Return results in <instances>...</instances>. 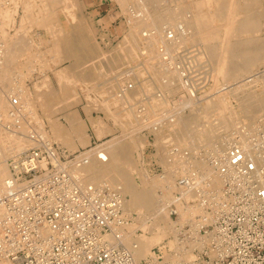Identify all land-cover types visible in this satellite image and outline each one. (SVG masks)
Returning a JSON list of instances; mask_svg holds the SVG:
<instances>
[{"label": "built area", "instance_id": "obj_1", "mask_svg": "<svg viewBox=\"0 0 264 264\" xmlns=\"http://www.w3.org/2000/svg\"><path fill=\"white\" fill-rule=\"evenodd\" d=\"M187 51L191 59L192 51ZM169 57L165 63L173 62ZM168 69L176 70L190 91L207 84L208 76H200L191 62H175ZM8 98L10 114L22 112L19 96ZM230 135L222 150L206 156L212 176L187 165L176 180V200L198 203L202 212L179 222L171 201L177 236L137 261L129 248L109 238L119 240L118 231H128L124 196L109 182L89 181L84 171L91 163L85 153L91 149L97 148L98 160H107L103 143L70 152L42 131L29 129L31 146L10 159V175L0 188V262L264 264V116L237 125ZM192 192L196 197L186 199Z\"/></svg>", "mask_w": 264, "mask_h": 264}, {"label": "rangeland", "instance_id": "obj_2", "mask_svg": "<svg viewBox=\"0 0 264 264\" xmlns=\"http://www.w3.org/2000/svg\"><path fill=\"white\" fill-rule=\"evenodd\" d=\"M136 1L137 0H135V1L134 0H127L126 4H122L123 2L121 0L120 1L119 0H82V1L79 0V2H80V3L78 2L79 6L78 5L74 6V9L76 10V12H74V15L71 18L70 16H68V14L70 13V10H66L67 11L66 12L63 8H61L62 4H60V0H0V4L3 5L2 8L0 9V43H1L0 48H2V45H4L3 42H5V43L9 42L10 43L11 39H13V38H15V39L24 38L27 41V43L29 42L28 44H30V46H31V44H33L31 46V49H30V51L32 50L34 52L33 53L31 51V55H30L31 58L30 57H24L21 59L22 61L24 60L23 62H27L26 61L27 59L31 61V63H30L31 65L30 64L28 65L29 69L27 67H26L27 69H25L26 74L22 78L23 79L22 82L24 84V87L28 91H30L32 93V95L35 96L33 98L34 102H35V111L31 112V113L30 112L26 113L25 111H22L23 115H21L23 122H25V124L27 125L26 126L27 127V131H26L27 134H28L29 129H31V128L41 131L42 127H43V130L46 128L47 129L46 132H48L49 134H50V132L52 133V129H51L52 126L51 125H52L53 121H58L59 123L63 124V126L69 127V122H68L69 120H68L67 116H69V114L71 112H73V113L75 112L77 114V116L80 118V120H82V121L84 120L83 122L85 123L91 137L100 139L101 143H104L105 141L111 140L113 138H117V139L121 138L122 141L125 142V144L133 147L135 145V142H136L135 140H139V139L141 140L142 139V140L146 141L144 143L143 149L137 150L135 155H134L135 157L140 159V161H139L140 172L135 174V176H133L132 174L131 175L128 174L127 176L134 177L135 185L137 184L136 187L139 189L141 188L143 190L148 189L149 191H151V195L146 200L147 205L141 206V207H136V208H134V211L132 213H130V215H127V217H129V224H128L129 230L131 227H134L133 230H130V231L128 230L127 233L129 235L131 233H132V235H139V233L143 234V231L139 227L141 225H147V224L152 223L154 218H153V215L151 212H153L155 215H158L163 220V223H165L168 226V227H166L167 233L162 235L161 239L159 240V242H157V244H156V242L153 243V245L151 247L150 254L148 255V256H150L156 246H158L162 242L166 241L167 239H171L172 237L177 236L178 221H177V218L175 216L172 217L171 212H170V205L172 202H169L166 199V196L169 195L170 190L166 187L167 184H165V186H164L162 181H160L161 178H159V177H161L162 175H163V177H165V176L167 177V175L169 173L167 172L168 173L167 174L166 171H169L170 172V181L169 182H173L175 184L177 178L182 174V171L186 170L187 165L189 167L191 166L193 169L200 168L199 166H197L194 163V159H195L194 156H189L186 161H182V159H181L182 162H174V160H173V158H174L173 157L174 156L173 149H175L176 147L178 149L181 148L179 150V152L181 153V151L184 148L181 145L182 143L178 142V140H175L176 144L174 143L175 137L170 138L173 136V134L169 133L170 132V130H169L170 124H166V122H168L170 120V118H171V120L175 119V117L177 116L175 112H179V115L182 113L181 115H183V116H189L190 115V113H191L190 109L191 108L187 105H184V104L182 105L183 99H187V97L189 99H191L190 102L193 105H195L194 108H196V111L198 112V108H197L198 105H204V104L209 105L212 102V99L215 100L219 93L228 92L229 90H231L230 88L234 87V85L237 84V82H243L244 80H248V79L252 80V79H255V77L258 75L260 76V78L264 77V60L255 64L252 67L251 71L247 72V74H244L240 79H238V80L221 79V81L220 80L218 81L219 84L217 85V83H215V78H211L213 76H210L213 74L212 72H214L213 71L214 64H213V59H211L210 54L206 51L207 49H205L206 46H203V45H205L204 43H201L200 41H198V42L195 41L197 43L196 44L193 41V44H194L193 45L192 41H190V43H187L185 45L186 42L181 41L180 42L181 44H179V42H178V44L180 46H178L176 43V46H178V47L172 45L173 48L175 47L174 49L176 51L172 48V50H174V51L170 52L172 46L171 47H169V46L171 45V43H169L167 37H164V36L165 35L171 36V34H172L174 37L178 36V38H176V39L179 40V36H180L179 34H180V32L182 33L185 30V28L187 30H185L184 33L186 31H187L186 33H189L188 26H186L184 23H183V26L180 24V22H179L180 17H177L178 21H176V23H174L176 25L178 23L180 24V25L178 24L179 27H177L174 24L170 26V24L166 23L167 21L172 20V18L168 19V16L167 17L164 16V18L160 22L161 24L158 25V26H161V28L164 30L163 33H162L160 27L158 28L157 26L151 27L150 29L148 27L149 30H147V31H145L147 29V27L146 28L144 27V29L142 27L141 28H139V27L135 28L133 26L134 25L133 21L136 17L140 16L141 9L138 7L140 10L137 11V10H135V9H137V7L135 8V7L130 6V5H134L133 2H135L136 5H134V6H138ZM170 1H172V2H170ZM206 1H208V0H206ZM249 1H252V0H249ZM120 2H121V4H120ZM162 2L166 3L165 5L168 4L167 6H169L168 8H170L169 10H171V11L177 10L176 8H178V6H179L178 3H181V4L184 3L185 5L182 4L184 9L183 8H181V9L184 10L185 13H187L188 17L190 14V13H188V10L193 11L192 8H188L189 7L188 1L185 2V0H182V1L180 0V2L178 0H168V1L164 0ZM192 2H194V1H192ZM259 2H260L261 8L258 9V11H256V13L259 12V14H261V16H260L261 26L259 27L258 31H256L253 34V36L263 37L264 36V14H263V12H264V5H263L264 0L263 1L259 0ZM186 3L188 4L187 7H185L187 5ZM66 4L72 5L71 2H68ZM66 4H64V7L66 6ZM59 5H60V7H59ZM121 5L126 6V8L124 9L123 6H121ZM52 6L54 8L57 7V11L59 13L58 18H59L60 22L62 23V25L64 26L66 31H68V32L71 31L72 25H74V24L76 25L77 21L84 23V24L81 23V25L83 27H85V33L87 35H89L92 43L97 47V49H99V51L101 50L100 52H102L101 53L102 56L103 55L107 56V57L105 56V58H107L109 60L110 64L112 63L111 66H107L108 60L105 59L104 57H102L101 55H100L101 57L99 55H97L98 56L97 58L93 57L92 59L91 58L86 59L88 61L85 62V66L82 64V66L80 65L79 68H78V65L76 64L75 58L69 57L67 55H62L61 58H59L60 60L57 59V61H54L55 55L54 56L52 55L53 53H51V49H52V52L55 50L54 46H53V43H54L53 39H54L55 34L52 33L53 31L50 30V27L51 26L53 27L52 24L55 23L56 18L55 17L50 18V20L48 19L47 22L45 19L46 10H48V11L51 10L53 8ZM129 7H131V8H129ZM163 7H165V6H163ZM128 8H129V10H128ZM208 10L211 11L209 9V7H208V9L205 8V12L209 13ZM249 10L254 12L253 11L254 8H250ZM127 11L129 14L127 13ZM151 11H154V10L151 8ZM77 13H78V15H77ZM134 13H136V14L139 13V15L138 16L133 15ZM79 16L82 18V20L80 19ZM131 17L132 18L135 17V18L132 19ZM174 19H175V17L173 18V20ZM73 20L75 22H73ZM150 22L153 23L152 17L150 18ZM165 25H167L166 27H168V28H166ZM218 25H220V26L218 27L217 31L219 33L225 32L224 31L225 27H223L224 25L223 24H218ZM133 27L136 29L135 31H137V33H139L140 31L143 33H142V35L139 34L140 37L137 36L136 38H133V41H131L132 40L131 36L133 34V33H131V31H134ZM176 27H177V29H175ZM165 28H166V31H165ZM138 29H139V32H138ZM172 31H173V33H172ZM136 34H134V35L136 36ZM23 35L25 37H23ZM60 37H61L62 43L63 44L65 43L64 45L69 46L68 34L66 32H63L60 35ZM128 37H129V39H127V40H130V41L127 42L126 38H128ZM93 40H94V42H93ZM12 41H14V39ZM124 41H125V43H124ZM126 42H127L128 47L126 46ZM129 42L131 43L132 46L134 43H135V45H137L136 57L138 59H136V57H131L128 54L129 49L132 48V46L129 44ZM120 44H121V46L119 47L120 48L119 49L118 46ZM198 44H199V46H198ZM122 45H123L124 49H122ZM182 45H183V48H182ZM129 46H131V47L129 48ZM202 46H203L204 51H203V49H200V48H202ZM197 47H199V49H197ZM3 48L0 49V54H1V51L3 50ZM114 48L115 49L118 48V49L115 50ZM184 48H185V50H184ZM147 49H148V51H150V54H147V51H145ZM167 49H169V50L167 52H165V50H167ZM181 49H182V51L184 50V53L182 51H180ZM187 49H190V51H192L191 59H189V60L187 59V55L185 54L188 52ZM110 50L111 51L113 50V51L110 52ZM141 50L144 52H142ZM196 50H198V51L200 50L199 52L201 55V59L199 58L200 57V55L198 54L199 52ZM201 51L204 52V54ZM205 52H206V55H205ZM110 53H111V55H109ZM176 53H178V55H176ZM40 55H41V58H40ZM171 55L174 56L173 62H171V64L169 62L165 63L163 58L169 57ZM193 55H194V57H193ZM42 56H45V57L42 58ZM185 56H186V58H185ZM205 56H207V57H205ZM209 56H210V58H209L210 60L207 59L206 62L208 64L206 65L205 60ZM118 57H120V58L118 60H116ZM36 58H37V62H35ZM196 58H197V60H196ZM62 59H64V60H62ZM120 59H121V61H120ZM129 59H130V61L128 62ZM40 60H41V62H43V60H45L46 62L48 61L46 64V65H48V67L44 63L42 64L40 62ZM171 60L172 59L170 58V61ZM200 60H202V61L200 62ZM183 61L193 63L195 65V69L199 70L198 73L200 76L207 75L209 73L207 75L208 76L207 84L202 86L197 92H195L194 90L190 91V90L186 89V87H184L185 88L184 89L181 86H180L181 88H178V90H180V91H176V88L178 87L177 86L178 81L180 83V80H181L180 78H178L180 80L176 81L177 85H175L173 87L171 85L166 87L168 84V79L166 77V73H165L166 71H164V69L170 70V69H168V67H169L168 65H172L175 62L183 63ZM209 61L212 62L211 65H210ZM199 62L201 64L203 63V65H202L203 67L200 65ZM92 63L94 66H97V65L99 66V68H100L99 72L94 71L95 67L92 65ZM101 63L105 64L106 67L103 66V64H101ZM133 63H136V64H133ZM196 63H197V67H196ZM39 64H41V65H39ZM120 64H121L120 69L121 70L124 69L123 71L119 70ZM126 64H128V65L130 64L131 66L130 65L128 66ZM144 64H145V67H144ZM71 65H72V67H71ZM205 65L209 68V70ZM67 67H69V68L71 67V69H73V67H74L73 71L75 70V68L76 69L78 68L77 70H75L77 74L73 72L71 79H65L63 81V79H61L59 77V71L63 68L67 69ZM162 67H164V68H162ZM205 67H206V69H205ZM103 68L105 70H103ZM109 68L111 70H108ZM116 68H118L117 69L118 71L116 70ZM200 68H202L201 71H200ZM15 70L16 71L13 70V73L10 75L9 80L5 79V81H3L2 77H4V76L0 75V87L1 88L5 87V85H6L5 82L9 81L8 83L12 82V84H13L15 79L17 80L21 77V75H18L17 68H15ZM87 70L90 71L91 75H93L92 72H95V74L97 73L100 75L99 76L93 75V77L91 75L90 76L88 75V77L86 76L87 78H81L83 76L82 74H84ZM137 70H138V72H136ZM111 71L114 72L113 75H112ZM142 71L144 72V74ZM163 71H164V73H163ZM202 71L203 72L206 71V72L203 73ZM15 72H17V73L15 74ZM118 72L120 73V75H118L119 74ZM134 72H136V73H134ZM106 73H109L110 75L109 74L107 75ZM132 73H134L135 75ZM139 73H142V74H139ZM195 73L197 74V72H195ZM126 74H128V76ZM125 76H126V78L128 77L127 80H125L126 78H123ZM135 76H137V77H135ZM177 76L180 77L179 74ZM103 79H105V80H103ZM114 79L116 81L117 80L118 81L116 82ZM120 81H121V83H120ZM44 82H45V84H44ZM148 82L150 84H148ZM108 83L110 84V87H109ZM132 83L134 85H137L139 83L137 86H135V89L136 90L138 89L140 91V95H138L139 91H137V94H131V95H129V93H126L127 95L123 94L122 90H124L125 85L127 88L128 85L133 86ZM135 83H137V84H135ZM113 84L115 86H113ZM144 85H147V86H144ZM262 85L263 84H261V82H258L254 88L258 92H259V90L261 92V90L263 89ZM6 86H8V85H6ZM131 86L129 87L130 89H131ZM8 87L11 88L10 86H8ZM8 87H5V88H8ZM99 87L100 88L103 87V88L99 89ZM113 87H114V89L115 88L116 89L114 90ZM146 87H147V89H149L148 91H147ZM104 88H105V91H104ZM120 88H122V89H120ZM129 88L127 89L126 92L129 91ZM170 88H171V90H170ZM195 88L198 89V86H196ZM67 89H69V91L72 92V94L69 91H67ZM222 89H224V90H222ZM60 90H62V91H60ZM108 90L109 91L112 90V91L109 93ZM113 90H114V92H113ZM152 90H153V92H150ZM155 90H157V91H155ZM168 90L170 92H168ZM51 91H53V92L56 91V94L58 96H60L61 98L60 97L58 98V96H57V98L54 99L53 100L54 102H53L52 99L55 97H54V95H51V96H49L48 102H51V104H53L54 106L53 105L50 107L49 106H41V101H40L41 95L45 92L49 93ZM102 91H104V92H102ZM144 91H145V93H144ZM171 91H173V92L171 93ZM57 92L58 93L60 92V93L58 94ZM61 92H63L64 95ZM141 92H142V94H141ZM103 93H105V94L102 95ZM209 93H212V94L209 95ZM215 94H216V96H215ZM38 95H40V97ZM67 95H68V97H67ZM153 95L161 96V97H159L161 99H163V97H164V101H166L164 103L166 105L163 103L164 107H162V109H159L160 112L157 109L158 112L157 111H154V112L151 111V112H148L149 113V115H148L147 111H146V115H145L144 114L145 109L150 108L149 104L152 103L151 109H153L152 108L153 106H154V109L156 108V106L154 105V104H156L154 102L155 99H152ZM63 96L66 98H63ZM134 96H137V97H134ZM210 96L212 97V99L210 98ZM51 97H53V98H51ZM115 98H117V99H115ZM200 98H202L201 99V100H203L202 102H201ZM230 98H231V102H232L233 107L238 109L239 105H238L237 99L236 98L234 99V97H232V96H230ZM61 99H62V101H61ZM118 99H120V101ZM193 99L198 100V102H201V103L198 104V102L196 101V103L194 104L195 101ZM57 100H58V102H57ZM131 100H132L133 104H132ZM175 100H176V102H175ZM207 100H210V101L207 102ZM70 101L72 102L71 105H70V103H71ZM77 101H78V103H76ZM109 101H111L112 103L116 102L117 104H111ZM127 101L129 102V104ZM142 101H143V103H141ZM204 101H206V103H204ZM60 102H61V104H60ZM68 102H70V103H68ZM153 102H154V104H153ZM124 103H127V105ZM123 105L125 106V108ZM91 106H92V108H91ZM127 106H129V107H127ZM58 107H59V109H56ZM11 108H10V111H11ZM46 108L48 109V111ZM121 109H122V111H121ZM125 109L126 110L132 109L133 113L132 114L130 113L131 115L129 114L130 117H127V115H124V114H126ZM87 110H89V112ZM44 111H46V113ZM136 111H137V113H136ZM36 112H37V115H36ZM142 112H143V114H142ZM135 113L139 114V116L136 115ZM199 113H201L200 110H199ZM34 114H35V116H34ZM48 115H50L51 117L49 116L50 117L49 118ZM167 115H169V116L167 117ZM262 116H264V115H262ZM34 117H36V118H34ZM91 118L96 119V120L102 119L104 121V123L106 122L105 125H107L109 132L104 134V136L103 135L101 136V134L98 133L97 130H95L93 124L91 123ZM129 118H130V121H129ZM158 118L161 121L158 120ZM154 120L158 123H161V125H162V126L160 125L161 129H164L163 131L161 130L163 133H165V134H163L161 132L164 136L163 139L161 138L162 135L159 134V131H158L159 129L158 130L154 129L155 125L157 126V124H154V126L149 125L150 122L151 123L155 122ZM201 120H202V121H200L201 125L203 124L204 126L206 125L205 127H207L209 122L203 118H201ZM1 121L3 123L5 122L4 125H2V127L6 125L8 127L9 126L13 127L14 130H18V131H22V129H23L21 126L22 124H19L20 122L15 121V118H13V120L10 119V120H6V121L1 119ZM205 121L208 122V124ZM246 121L250 122L249 119ZM107 122H108V124H107ZM41 123H43V126H40ZM25 124H24V126H25ZM239 124H243V123H239ZM239 124H237V125H239ZM163 126L164 127L166 126V127L163 128ZM39 127H41V128H39ZM133 129H134V131H133ZM166 133L168 134V136L171 135V136H169V138L171 139L170 141H172V139H173V142H172L173 144H171V142L167 140L169 138L166 137V135H167ZM136 134H138V135H136ZM51 137H53V136L50 135V138ZM51 140L53 142H57L58 144H60L64 148H66V146L63 143H61L60 141H57L54 137L51 138ZM159 141L162 142V144H160ZM163 146H166V147L163 148ZM112 148H115V146L114 145L107 146L106 151L108 153H110ZM66 149L70 152L78 151V149L72 150V151L69 150L68 148H66ZM186 149H188V148H186ZM162 152H164V154L168 153V155L166 154L167 156H169V155L171 156L173 154L172 157L169 156L170 159L173 160V161H171L170 166L166 163L167 161H165V159L163 158V156L166 157V155H163V156L161 155ZM180 153H178V154H180ZM178 154H176V155H178ZM178 156H181V155H178ZM12 157H13V155L11 157L9 156L6 160V164H7L8 169H10L9 168V161ZM161 159L164 160L165 165ZM176 160H177V158H176ZM177 161H180V159ZM200 169L203 172H205V170L203 168H200ZM9 173H10V170H9ZM115 175L118 176L119 172L118 171L115 172ZM163 177L161 180H163ZM158 179H159V182L157 181ZM120 193H122V192H120ZM192 193H193V198L196 197V192H192ZM158 194H159V196L162 195L161 196L162 198H164L163 196L166 195L164 200L163 199H162V201L159 200L161 198L157 196ZM172 194L175 195L176 191L175 192L171 191L170 196H172ZM174 197L175 196L172 197L173 200H174ZM127 198H129V196H127ZM178 212H179V217H178L179 222H184V221H188V220L192 219V218L184 217V215L181 214L182 212L180 210H178ZM170 242L173 243V239L170 240ZM176 246L180 247V243H178ZM148 256L142 258L141 260L146 259ZM187 258L190 259L191 257L187 256ZM141 260H138V261H141Z\"/></svg>", "mask_w": 264, "mask_h": 264}, {"label": "bare ground", "instance_id": "obj_3", "mask_svg": "<svg viewBox=\"0 0 264 264\" xmlns=\"http://www.w3.org/2000/svg\"><path fill=\"white\" fill-rule=\"evenodd\" d=\"M121 1L123 2L122 4H126V2H127V0H121ZM162 1H164V0H137L136 2H137L138 6H134L136 4H135V2H133L134 5H130V6H133L135 8L137 7V9L134 8L137 11L141 9L140 16L142 15L140 17V16H138L139 13L138 14H136V13L133 14V15H137L138 16L136 18L134 17L135 19L131 17L132 19H134V21H133L134 25L133 26L135 28H137V27L141 28L142 27L143 29H144V27L145 28L147 27V29L145 31L149 30L151 27H156L157 26L158 28L160 27V29H161V31L163 33L164 30L161 28V26H158V25L161 24L160 22L162 21L164 16H166V17L168 16V19L172 18V20H169L167 22L165 21L166 23L170 24V26L173 25L174 23H176V21H178L177 17H180V21H179L180 24L183 26V23H184L186 26H188L189 33H186L187 31L184 33V31L187 30V29L186 28H185V30L183 29L184 31L182 33L180 32V34H179L180 35L179 36V40L176 39V38H178V36L174 37L172 34H171V36L170 35H165L164 37H167L168 42L171 43V45L169 44L170 45L169 47H171L172 45L176 46V43H177L178 46H180L179 44H181L180 43L181 41L186 42L185 45L187 43H190V41H192V44H193V41H194V43H196L195 41H197V42L200 41L201 43H204L205 45H203V46H206L205 49H207L206 51L210 54L211 59H213V64H214V66H213L214 67L213 68L214 72H212L213 74L210 75V76H213L211 78H215V83H217V85L219 84L218 81L219 80L221 81V79H224V80H238V79H240L244 74H247V72L251 71L252 67L255 64H257L258 62L264 60V36L263 37L253 36V34L256 31H258L259 27L261 26V19H260L261 14H259V12L256 13V11H258V9L261 8L259 0H252V1H249V0H208V1H206V0H185V2L188 1V4H189L188 8H192L193 9V11H191V10L189 11L188 10V13H190L189 17L187 15V13H185V11L181 9V8L184 9V7L182 5L184 3H182V4L178 3L179 6H178V8H176L177 10L176 11L175 10L171 11V10H169L170 8H168L169 6H167L168 4L165 5L166 3H163ZM178 1L180 2V0H178ZM192 1H194V2H192ZM68 2H71L72 5H67L66 3H68ZM78 2H79V0H69V1L68 0H60V4H62L61 8H63L65 11L66 10H70V13L68 14V16H70L71 18L74 15V12H76V10L74 9V6H77V5L79 6L80 2L79 3ZM170 2H172V1H170ZM64 4H66L65 7H64ZM120 4H121V2H120ZM188 4L185 7H187ZM2 6L3 5L0 4V9L2 8ZM121 6H123L124 9L126 8V6H124V5H121ZM163 6H165V7H163ZM59 7H60V5H59ZM208 7L211 10V11L208 10L209 13L205 12V8L208 9ZM129 8H131V7H129ZM129 8H128V10H129ZM151 8L154 11H151ZM250 8H254V10H253L254 12L249 10ZM127 13H128V11H127ZM263 14H264V12H263ZM58 15H59V13L57 11V7L56 8L53 7L51 10H49V11L46 10V12H45L46 22L48 21V19L50 20V18H54V17L56 18L55 19V23L52 24L53 27L52 26H51L52 28L50 27V30L53 31L52 33L55 34L54 35V39H53V42H54L53 46H54L55 50L52 52V49H51V53H53L52 55L53 56L55 55L54 59L56 58L54 61H57V59L60 58L62 55H67L69 57L75 58L76 64L78 65V68H79L80 65L82 66V64L85 66V62L88 61L86 59H88V58L90 59L91 57L92 58L93 57L97 58L98 57L97 55H99V56L101 55L102 56V54H101L102 52H100L101 50L99 51V49H97V47L92 43L89 35H87L85 33V27H83L81 25V23H83V22H78L77 21L76 25L75 24L72 25L71 31L68 32V31L65 30L64 26L60 22V20L58 18ZM77 15H78V13H77ZM81 17H80V19L82 20ZM151 17L153 18V23L150 22V18ZM174 17H175V19L173 20ZM74 20H73V22H75ZM178 24L177 25L174 24V25L179 27L180 24L179 25ZM218 24H223L224 25V26L223 25L222 26L225 27L224 28L225 32L219 33L217 31L218 27L220 26ZM166 26L167 25H165V27ZM148 27H149V29H148ZM177 27L175 29H177ZM135 28H134V31L136 30ZM166 28H168V27H166ZM166 28H165V31H166ZM134 31H131V33H133L132 36H131L132 37L131 41H133V38H136L137 36L140 37L139 34L142 35V33H143L141 31L139 32V29H138L139 33H137V31H135V32ZM63 32H66L68 34V40H69L68 44H69V46L66 45L67 47L62 44V40H61V37H60V35ZM172 33H173V31H172ZM134 34H136V36ZM23 37H25V36L23 35ZM13 39H14V41H12ZM13 39H11L10 43L9 42L8 43L3 42V44L5 46L2 45V48L3 47L4 48H3V50L1 51V54H0V75L4 76L3 79L5 78L6 74H10L11 73L12 68H18V70H23V72H24L25 69L28 68V65L31 63V61L28 60V59L26 60L27 62H23L24 60L22 61L21 59L24 58V57H30L31 51H32V50L30 51V49H31V46L33 44H31V46H30V44H28L29 42L27 43V41L24 38H21V39L13 38ZM127 39H129V37L126 38V41L127 42L130 41V40H127ZM93 42H94V40H93ZM127 42H126V46H127ZM178 42H179V44H178ZM124 43H125V41H124ZM129 44L131 45L130 42H129ZM199 44H198V46H199ZM120 46H121V44L118 46V48ZM131 46H129V48ZM178 46H176V47H178ZM203 46L200 49H203ZM2 48H0V49H2ZM172 48H173V46L171 47L170 52L175 50L174 49L175 47L173 48L174 50H172ZM182 48H183V45H182ZM117 49H115V50H117ZM122 49H124L123 45H122ZM197 49H199V47H197ZM168 50L169 49H167V51ZM184 50H185V48H184ZM184 50L182 51V49H181L180 51H182L184 53ZM112 51L110 50V52H112ZM145 51H147V54H150V51H148V49L145 50ZM196 51H198V50H196ZM203 51H204V49H203ZM142 52H144V51H142ZM202 53L204 54V52H202ZM128 54L131 57H136L137 45H135V43L133 44L132 48L129 49ZM198 54L200 55V52ZM109 55H111V53ZM176 55H178V53H176ZM205 55H206V52H205ZM105 56L103 55L102 57L105 58ZM207 56H205V57H207ZM210 56L208 58H206V60H205L206 65L208 64L206 61H207V59L210 58ZM43 57H45V56H42V58ZM193 57H194V55H193ZM40 58H41V55H40ZM119 58L120 57H118L116 60H118ZM185 58H186V56H185ZM199 58L201 59V55H200ZM11 59L13 60V62H15L14 63V64H16L15 66H14L13 63L11 65V63H10ZM105 59H107V58H105ZM136 59H138V58L136 57ZM41 60H40V62H41ZM62 60H64V59H62ZM196 60H197V58H196ZM120 61H121V59H120ZM129 61H130V59L128 60V62ZM201 61L202 60H200V62ZM35 62H37V58H36ZM47 62L45 60H43V62H41V63L42 64L44 63L46 65ZM93 63H92V65H93ZM209 63L211 65L212 62L209 61ZM101 64H103V63H101ZM111 64H110V62L108 60L107 66H111ZM133 64H136V63H133ZM10 65L13 66V67L11 68ZM39 65H41V64H39ZM126 65H128V64H126ZM196 65H197V63H196ZM200 65L202 66L203 63L202 64L200 63ZM46 66L48 67V65H46ZM103 66H105V64H103ZM71 67H72V65H71ZM71 67L70 68L67 67V69L63 68V69H61L59 71V77L61 79H63V81L65 79H71V76H72L73 72L76 73L75 70H77L78 68L77 69L75 68V70L73 71L74 67H73V69H71ZM94 67L96 68V69L94 68V71L95 72H99V70H100L99 66L97 65V66H94ZM120 67H121V64L119 66V70L123 71L124 69L121 70ZM144 67H145V64H144ZM206 67H205V69H206ZM9 68H11L10 71L7 70ZM162 68H164V67H162ZM117 69L118 68H116V70ZM201 69L202 68H200V71H201ZM13 70H15V69H13ZM103 70H105V69L103 68ZM108 70H111V69L109 68ZM208 70H209V68H208ZM88 71L89 70H87L84 74H82L83 75L82 78H87L88 75L89 76L91 75L90 71L89 72ZM164 71H166L165 73H166V77L168 79V84H167L166 87H168L170 85L172 87L177 85L176 81L180 80V79H178L180 77L177 76L178 74H177L176 70L164 69ZM164 71H163V73H164ZM95 72H92L94 76H99L100 75V74H97V73L95 74ZM136 72H138V70ZM136 72H134V73H136ZM204 72H206V71H204ZM16 73L17 72H15V74ZM18 73H19L18 75H21L19 71H18ZM113 73L114 72H112V75H113ZM134 73H132V74H134ZM106 74L108 75L109 73H106ZM139 74H142V73H139ZM143 74H144V72H143ZM93 75H91V76L93 77ZM118 75H120V73ZM126 75L128 76V74H126ZM135 77H137V76H135ZM22 78H19L17 80L15 79L14 88L12 87L13 90L10 89V91L7 92L6 90H3V87L1 88L2 90H0V188L3 186L5 179L8 178L9 175H10V173H9L10 169H8L7 164H6L7 158L9 156L11 157L12 155L16 156V155L20 154L21 152H23L24 150L28 149L31 146L30 145L31 144V139L27 136V132H26L27 131V127H26L27 125L25 124V122H23L20 112L17 113L16 116H12L10 114V112H9L10 108L12 107V105L10 103V100L8 98L9 94H17L19 96L20 100H21V104L23 105L24 102H25V104H26L25 108H27V109L28 108H30V109L33 108V106H32L33 102L31 103V101H30V97L33 96V95H31V92L26 91V88L25 89L23 88V85H22L23 82H21V80H23ZM123 78H126V76L123 77ZM127 78L125 80H127ZM5 79H8V77L5 78ZM105 79H103V80H105ZM258 82H261V84H263L262 85L263 89L261 90V92H260V90L258 92L254 88L255 85H257ZM120 83H121V81H120ZM44 84H45V82H44ZM114 84H113V86H115ZM135 84H137V83H135ZM148 84H150V83L148 82ZM132 85L133 86L130 85L131 89L129 88V91L127 92V93H129V95L137 94V91H139L138 89L137 90L135 89V86H137V85H134L133 83H132ZM144 86H147V85H144ZM177 86L178 87L176 88V91H180V90H178V88L186 87V85L184 84V82L182 80H180V83L178 81V85ZM100 87H99V89L103 88V87L102 88H100ZM109 87H110V84H109ZM128 87H129V85H128ZM113 89H114V87H113ZM120 89H122V88H120ZM146 89H147V87H146ZM186 89H188V88H186ZM230 89L231 90H229L226 93H219L217 95L216 99L214 98L215 100H213L212 97L210 96V98L212 99V102L211 103L209 102L210 103L209 105L208 104H206V105L205 104L204 105H198V107H197L198 108V112L196 111V108H194L195 105H193L190 102L191 99H189L188 97H187V99H183L184 97L182 98L183 99L182 105L184 104V105H187V106H189L191 108L190 109L191 110L190 115L189 116H183V115H181L182 113L179 115V112H175L174 111L176 113V115H177L175 117V119L171 120V118H170V120L168 122H166V124H170L169 125V130H170L169 133L173 134V136L170 137V138H174L175 137L176 139L174 138V143H175V140H178V142L182 143L181 145L184 148L181 151V153L178 152L180 154L177 153L178 155H181V156H178V155L174 154V156H173L174 157L173 158L174 162L186 161L189 156H194V158H195L194 159V163L197 166H199L200 168H203L205 170V172L207 173V175L209 174V176H212V174L210 172V166H209V163H208L207 157H206L208 152H216V151L222 150L224 148V146L227 144V140L230 138V136H231L230 134L235 129L237 124H239V123H243V124H245V123L246 124L254 123V121H257V119L261 118L262 115H264V77L260 78V76L258 75V76L255 77V79H252V80L248 79V80H244L243 82H237V84L234 85V87H232ZM114 90H113V92H114ZM148 90L149 89H147V91ZM170 90H171V88H170ZM222 90H224V89H222ZM60 91H62V90H60ZM67 91H69V89H67ZM104 91H105V88H104ZM104 91H102V92H104ZM111 91H109V93ZM145 91H144V93H145ZM155 91H157V90H155ZM173 91H171V93ZM150 92H153V90L150 91ZM168 92H170V91L168 90ZM61 93L63 94V92H61ZM70 93L72 94V92H70ZM105 93H103L102 95H104ZM141 94H142V92H141ZM210 94H212V93H209V95ZM51 95H54V97H55V98L51 97V98H53L52 101L54 99H56L57 96H58L56 94V91L55 92L51 91L49 93H44V95L41 96V99H40V100H42L41 101V103H42L41 105L49 106V107L52 106L53 104H51V102H48L49 101V96H51ZM138 95H140V91H139ZM215 96H216V94H215ZM230 96L234 97V99L235 98L237 99V102H238V105H239L238 109L233 107ZM59 97L60 96H58V98ZM67 97H68V95H67ZM134 97H137V96H134ZM159 97L156 96V95H153L152 99H155L154 102L157 105L154 104V102H153V104L156 106V108L154 109V106H153L152 108L154 110L151 109V104L152 103L151 104L148 103L150 108L145 109V113H144L145 115H146V111H147V114L149 115L148 112H151V111L154 112V111H157V109L159 111V109H162V107H164L163 105L165 104L164 102H166V101H164V97H163V99H161ZM63 98H66V97L63 96ZM115 99H117V98H115ZM201 99L202 98H200V100ZM118 100L120 101V99H118ZM132 100H131V102H132ZM210 100H207V102L210 101ZM29 101H30V103H29ZM61 101H62V99H61ZM194 101H195L194 104L196 103V101L198 102V100H194ZM202 101L203 100H201V102ZM57 102H58V100H57ZM70 102H68V103H70ZM109 102L111 104H117L116 102L115 103H112L111 101H109ZM175 102H176V100H175ZM201 102H198V104L201 103ZM76 103H78V101ZM141 103H143V101ZM204 103H206V101H204ZM60 104H61V102H60ZM71 104H72V102L70 103V105ZM124 104L127 105V103H124ZM128 104H129V102H128ZM132 104H133V102H132ZM127 107H129V106H127ZM91 108H92V106H91ZM124 108H125V106H124ZM27 109H25V110L27 111ZM56 109H59V107L56 108ZM32 110L34 112V109H32ZM199 110H200L201 113H199ZM47 111H48V109H47ZM87 111L89 112V110H87ZM121 111H122V109H121ZM44 112L46 113V111H44ZM125 112H126V114H124V115H127V117H130V115L133 113L132 109H129V110L125 109ZM136 113H137V111H136ZM142 114H143V112H142ZM36 115H37V112H36ZM136 115L139 116V114H136ZM34 116H35V114H34ZM49 116L50 115H48V117ZM168 116L169 115H167V117ZM13 118H15V121H20L22 123V125H21L22 128H23L22 131L14 130L13 127H10V126L8 127L6 125L2 127V125H4L5 122L3 123L1 121V119L6 121L7 119H12L13 120ZM34 118H36V117H34ZM67 118L69 120L68 122L70 123L69 127L63 126V124L58 123V121H53V123L51 122L52 123V125H51L52 126V128H51L52 129V133L50 131H49L50 134L48 132H46L47 131L46 128H45L46 130L45 129L43 130V127H42V130H41L42 133L49 140H51V138L54 137L57 141H60L61 143H63L66 146V148H68L71 151L72 150H77L78 146L86 147L87 145H89L90 144V134H89V131H88L85 123L83 122L84 120L83 121L80 120V118L77 116V114L75 112L74 113H70L69 116H67ZM201 118H203V119H205V120H207L209 122V124H208V122L205 121L208 124L207 127H205L206 125L205 126L203 124L201 125V123H200V121H202ZM248 119L250 120V122L246 121ZM158 120H160V119L158 118ZM129 121H130V118H129ZM91 122H92L95 130H97L98 133L101 134V136L102 135L104 136V134L109 132V129H108L107 125H105L106 122L104 123V121L102 119H97L96 120V119H92L91 118ZM24 124H25V126H24ZM107 124H108V122H107ZM154 124H157V126L155 125L154 129H157V130L159 129L158 130L159 134L162 135L161 138L163 139V137H164L163 134H165V133L162 132L164 129H161V126H162L161 123H158V122L155 121V122H152V123L150 122L149 125L150 126L151 125L154 126ZM40 126H43V123H41ZM165 127L163 126V128H165ZM39 128H41V127H39ZM133 131H134V129H133ZM50 135L53 136V137L50 138ZM136 135H138V134H136ZM169 136H171V135H169ZM169 136H168V134L166 135V137H168V138H169ZM170 138L167 139V140L170 141L171 140ZM135 141L136 142H135V145L133 147L128 146L127 144H125V142H123L121 138L120 139L113 138L111 140L105 141L103 143V145H102L103 146L102 148H103V151L105 152V155H106V158H107L106 161H100V160L97 159V155H96V153H97L96 149L97 148L91 149V150H89V151H87L85 153L86 155L91 157V163L89 165L85 166V168H84V171H85V173H86V175L88 177V180L91 181V182H101V181L109 182L116 190H118L119 192H122L123 194L122 193L121 194L124 196V199H125V214L126 215H130V213H132L134 211V208H136V207H141V206L147 205L146 200L151 195V191H149L148 189L147 190H145V189L143 190L141 188L139 189V188L136 187L137 184L135 185L134 177L127 176L128 174H130V175L132 174L133 176H135V174L140 172V169H139V161H140V159L135 157L134 155H135L137 150L143 149L144 143L146 141L142 140V139L141 140L140 139L139 140H135ZM170 142H171V144H173L172 143L173 139ZM159 143L162 144V142H160V141H159ZM111 145H114L115 148H112L111 152L108 153L106 151V147L107 146H111ZM166 146H163V148L166 147ZM186 148H188V149H186ZM162 153H161L162 156L166 155V154L168 155V153H166V154H164V152H162ZM188 153H189V156L186 157L185 154H188ZM167 155H166V157L163 156V158L165 159V161H167L166 163L170 166L171 165V161H173V160L170 159V157H172L173 154L171 156L169 155L170 157L167 156ZM176 158H177V160L180 159V161H177ZM181 159H182V161H181ZM162 162L164 163V160H162ZM164 165H165V163H164ZM117 171L119 172L118 176L115 175V172H117ZM166 173L168 174L167 177L166 176L163 177V175H162L159 178L162 179V177H163V180L160 179V181H162L164 186H165V184H167L166 187L170 190V192L171 191L175 192L176 191L175 189H178V188H177L176 184H174L173 182H169L170 181V172L166 171ZM157 181L159 182V179ZM170 192H169L168 196L164 195L163 197L165 198V196H166V199L169 202H171V201L176 202V205H177L176 210L177 209L180 210L182 212L181 214L184 215V217H188V218H192L193 219L196 215H198V213L202 212V209H201V207L199 206L198 203L183 205V202L176 200V197H174V200H173L172 197L175 196V195L172 194V196H170ZM127 196H129V198H127ZM157 196L161 198L159 200H161V201H162V199L164 200V198L161 197L162 195L159 196V194H158ZM186 197H187L186 199H188V200L189 199H193V193H189L188 195H186ZM178 210H177V212H178ZM173 211L174 210L172 208H170L171 214H172ZM151 213H152L153 218H154L152 223L147 224V225H141L139 227L143 231V234L139 233V235H132V233H131L129 235L128 233L124 232L123 230H119L118 231V235L120 237L119 240H118L117 236H115V235L109 237L111 241H113L115 243L123 244L124 246L129 248L133 252V255H134V257H135V259L137 261L141 260L142 258H144L146 256H148L150 254L151 247H152L153 243L156 242V244H157V242H159V240L161 239L162 235L167 233V228L166 227H168V226L165 223H163V220L158 215H155L153 212H151ZM133 228L134 227H131L130 230H133ZM128 230H129V226H128ZM0 264H10V263L8 261H2V262H0Z\"/></svg>", "mask_w": 264, "mask_h": 264}, {"label": "crops", "instance_id": "obj_4", "mask_svg": "<svg viewBox=\"0 0 264 264\" xmlns=\"http://www.w3.org/2000/svg\"><path fill=\"white\" fill-rule=\"evenodd\" d=\"M63 44V43H62ZM64 45V44H63ZM66 46V45H65ZM67 47V46H66ZM61 58V57H60ZM56 59V58H55ZM59 59V58H58ZM91 59H92V57H91ZM10 63H11V65H12V63L14 64L15 62H13V60L11 59V61H10ZM10 65V66H11ZM16 64H14V66H15ZM13 66H11V68H12ZM11 68H9V69H7V70H11ZM13 69H15V68H12V71H11V73L10 74H12V72H13ZM17 70H18V68H17ZM8 71V72H9ZM14 71H16V70H14ZM19 72H20V74H21V77L20 78H22V77H24L23 75H25L26 73H25V71L23 72V70H18ZM7 72V73H8ZM23 74H22V73ZM10 74H6V77H8V79L7 80H9V77H10ZM19 74V73H18ZM5 77V78H6ZM3 78V77H2ZM4 78V79H5ZM82 78V77H81ZM3 79V81H5ZM9 81H7V82H5L6 83V85H8V86H10L11 88H5V87H8V86H6L5 85V87L3 88V90H5L6 89V91L8 92V91H10V89H13L14 88V83H15V81L13 82V84H12V82L11 83H8ZM21 82H22V80H21ZM12 84V85H11ZM23 85V88L25 89V87H24V84H22ZM13 87V88H12ZM0 89H1V87H0ZM2 90V89H1ZM26 91H28L27 89H26ZM30 92V91H29ZM46 93V92H45ZM31 95H32V93H31ZM44 95V93L41 95V96H43ZM33 97H35L34 95L33 96H31L30 97V101H31V103H32V106H33V108L32 109H34V111H35V102H34V99H33ZM39 97H40V95H39ZM33 99V100H32ZM40 99H41V97H40ZM30 101H29V103H30ZM39 101V100H38ZM40 101H42V100H40ZM34 104V105H33ZM42 104V103H41ZM41 106H43V105H41ZM26 107V104H25V102H24V104L22 105V110L21 111H25L26 113H27V111L28 112H33V110L32 109H30V108H25ZM25 109H27V111L25 110ZM10 112V111H9ZM71 113H73V112H71ZM20 114L21 115H23V112H20ZM7 120H10V119H7ZM18 122H20V121H18ZM59 123V122H58ZM92 123V122H91ZM19 124H22L21 122L19 123ZM61 124V123H60ZM70 124V123H69ZM101 140L100 139H98V138H92L91 137V135H90V144L89 145H87L86 147H83V146H78V150H81V149H88V148H90L91 147V145L93 144V143H95V142H100Z\"/></svg>", "mask_w": 264, "mask_h": 264}]
</instances>
